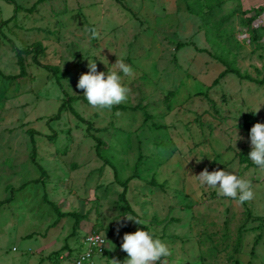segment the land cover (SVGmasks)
I'll use <instances>...</instances> for the list:
<instances>
[{
	"label": "rangeland",
	"instance_id": "rangeland-1",
	"mask_svg": "<svg viewBox=\"0 0 264 264\" xmlns=\"http://www.w3.org/2000/svg\"><path fill=\"white\" fill-rule=\"evenodd\" d=\"M13 1L0 0V264H73L91 232L107 240L95 264H123L138 229L170 249L161 264H264V171L247 158L264 123V0ZM92 60L133 68L127 101L88 104ZM205 169L255 198L199 187Z\"/></svg>",
	"mask_w": 264,
	"mask_h": 264
},
{
	"label": "clouds",
	"instance_id": "clouds-1",
	"mask_svg": "<svg viewBox=\"0 0 264 264\" xmlns=\"http://www.w3.org/2000/svg\"><path fill=\"white\" fill-rule=\"evenodd\" d=\"M113 66L110 72H99L95 61L92 60L89 64L90 70L81 75L77 88L83 90L84 99L92 107L111 109L128 100L131 89L124 83V77H133L135 72L123 60H117ZM250 144L251 151L247 158L260 171H264V123L257 122L251 128ZM195 177L199 187L214 189L220 197L234 199L240 204L255 198L251 182L234 172L225 169L209 172L205 169ZM135 222L140 224L139 220ZM96 243L102 241L90 238V246ZM121 250L127 253V259L123 264H156L162 257L171 254L168 246L153 231L145 229L125 233ZM113 262L120 264L118 260Z\"/></svg>",
	"mask_w": 264,
	"mask_h": 264
},
{
	"label": "built area",
	"instance_id": "built-area-1",
	"mask_svg": "<svg viewBox=\"0 0 264 264\" xmlns=\"http://www.w3.org/2000/svg\"><path fill=\"white\" fill-rule=\"evenodd\" d=\"M258 23V27L264 25V14L256 20ZM95 239L97 241H102V243H96L95 245H89V240ZM83 248L78 254V256L74 259L73 264H95L97 256L104 255L106 252L107 240L106 238L98 233L91 232L83 243Z\"/></svg>",
	"mask_w": 264,
	"mask_h": 264
},
{
	"label": "trees",
	"instance_id": "trees-1",
	"mask_svg": "<svg viewBox=\"0 0 264 264\" xmlns=\"http://www.w3.org/2000/svg\"><path fill=\"white\" fill-rule=\"evenodd\" d=\"M8 2H10V3H15V1H13V0H7ZM120 4H122V5H124V7H126V5L124 4V2L122 1V0H117ZM186 45V43H178V48H181V47H183V46H185ZM49 69H52L51 67H48ZM53 70V69H52ZM55 71V70H54ZM230 71H232L233 73H236L238 76H240V77H242V78H251V77H249L248 75H243V74H241V72L239 71V70H236V69H231L230 68ZM23 72H25V69H23ZM56 72V75L58 76V73H57V71H55ZM57 80L60 82V77H57ZM261 83L262 84H264V79H263V81H261ZM73 113L74 114H76L79 118H81L80 117V115L73 109ZM101 147H102V141H101V139L100 138H97V152H98V154L101 156ZM107 162H109V161H107ZM116 177H118L117 176V172H116ZM124 187H125V191H124V194H125V192H126V190H127V188H126V186H127V184L126 183H123L122 184ZM55 208L57 209V211H58V213H60V210H59V208L55 205ZM78 221H77V223H79V219H77ZM77 223H76V225H77ZM107 253V251L105 252V254ZM116 256H118V255H115L114 254V257H116ZM162 259V258H161ZM156 264H161L160 263V261H158Z\"/></svg>",
	"mask_w": 264,
	"mask_h": 264
}]
</instances>
